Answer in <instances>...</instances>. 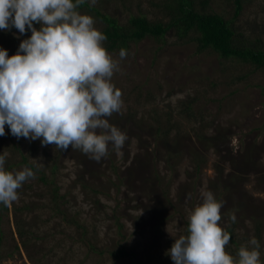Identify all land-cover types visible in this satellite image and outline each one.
<instances>
[{"label": "rangeland", "instance_id": "obj_1", "mask_svg": "<svg viewBox=\"0 0 264 264\" xmlns=\"http://www.w3.org/2000/svg\"><path fill=\"white\" fill-rule=\"evenodd\" d=\"M100 1L96 6L120 24L132 15L164 21L167 5L173 4ZM207 1L196 0L198 10L232 19L237 41L264 48V0H243L237 16L234 0ZM80 11L102 30L93 11ZM27 38L14 27L0 29V48L14 55ZM196 50L195 41L183 42L173 30L131 44L113 76L124 106L109 118L127 140L119 154L109 145L99 162L71 147L61 151L41 139H18L5 126L0 154H8L6 170L28 167L35 178L18 190V202L0 209V264H132L111 256L121 244L138 252L144 264H173L166 253L175 238L188 234V216L204 191L223 203L224 229L235 213L238 236H246V243L254 237L256 221L264 222V71ZM109 53L119 59L118 51ZM183 102L191 103L192 118L178 114ZM158 119L175 124L168 137L158 136ZM178 128L185 134L177 137ZM198 132L212 139L202 142ZM218 144L222 150L215 149ZM56 188L59 196L53 194ZM24 204L30 206L19 214L27 223L25 244L15 221V206ZM262 236L264 262V231Z\"/></svg>", "mask_w": 264, "mask_h": 264}, {"label": "clouds", "instance_id": "obj_2", "mask_svg": "<svg viewBox=\"0 0 264 264\" xmlns=\"http://www.w3.org/2000/svg\"><path fill=\"white\" fill-rule=\"evenodd\" d=\"M86 3L94 7L97 0H0V29L31 31L14 55L0 48V136L7 125L18 139H41L61 151L71 147L99 162L109 145L119 154L127 140L109 118L124 106L113 76L128 53L121 49L119 59L109 53L94 17L79 10ZM7 155L0 154V204L11 208L35 173L6 170ZM201 195L188 216V234L175 238L166 253L174 264H264L255 237L235 257L226 250L231 235L219 223L223 203L211 191ZM229 219L235 223V213Z\"/></svg>", "mask_w": 264, "mask_h": 264}, {"label": "trees", "instance_id": "obj_3", "mask_svg": "<svg viewBox=\"0 0 264 264\" xmlns=\"http://www.w3.org/2000/svg\"><path fill=\"white\" fill-rule=\"evenodd\" d=\"M196 0H173V4H168L166 9L168 11V19L163 20H149L144 15H132L127 24H120L118 19L109 14V12H104L101 6L90 7L87 3L82 5L80 9L88 8L94 12L96 18H98L103 24L102 32L106 35L107 39L104 41V46L108 51L120 52L121 49L129 50L132 43H138L147 37H152L155 39L164 37L170 30L175 32L178 39L183 42H189L191 40L196 42L197 50L196 52H203L207 50H212L218 54L219 57L230 59L238 63H244L254 66L255 69H260L264 71V48L253 47L251 45H245L237 41L236 32L232 24V19L226 18L218 12H203L198 10L195 4ZM99 3L102 1L98 0ZM204 2H208L204 0ZM235 3V15L237 16L243 8V0H234ZM79 9V10H80ZM39 28L40 24L35 25ZM26 37H30L31 31H27L24 34ZM239 76V79H242ZM191 102V101H190ZM181 103L180 109L178 111L179 115H185L186 117H193L191 103ZM158 125V136L164 135L165 137L174 130L175 124H164L161 120H157ZM177 126V125H176ZM201 130L202 129H198ZM196 134L197 138L202 142L210 141L211 136L206 134ZM182 134L181 130L178 128L176 136L179 137ZM158 137V138H159ZM157 138V139H158ZM221 144L215 148H221ZM24 162L28 163L26 157H24ZM33 169H37L34 165L30 164ZM197 169H200V165L196 164ZM39 170V169H38ZM44 173L43 170H40ZM40 179L47 181L46 176L42 174ZM48 182V181H47ZM51 182V181H50ZM83 186H86L83 184ZM53 194L58 195V189H53ZM59 196V195H58ZM55 197V196H54ZM0 209L7 211L9 208L5 207L3 204L0 205ZM30 209V206L24 204L22 206H15L16 215V226L18 229L19 236L24 240L27 235V230H25V225L27 224L23 218L19 215L20 212H25ZM57 212L64 215V211L59 207L55 208ZM65 216V215H64ZM1 220V217H0ZM72 220V219H71ZM122 224L119 223V226ZM82 226V225H78ZM263 226L264 222L257 220L254 227V237L260 242V252L263 248ZM238 226L236 223L231 224V226L226 227L231 235V240L226 247V250L231 253L234 257L238 252L241 245H246V236L240 238L236 233ZM86 230V229H85ZM186 231L188 233V222L186 225ZM31 234V233H30ZM117 260L129 258L132 264H144L140 258H138V252L134 249L129 250L126 245H118L116 249L110 252ZM174 264V261L172 260Z\"/></svg>", "mask_w": 264, "mask_h": 264}]
</instances>
